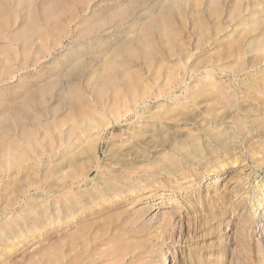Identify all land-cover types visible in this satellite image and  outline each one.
<instances>
[{
    "label": "rangeland",
    "instance_id": "rangeland-1",
    "mask_svg": "<svg viewBox=\"0 0 264 264\" xmlns=\"http://www.w3.org/2000/svg\"><path fill=\"white\" fill-rule=\"evenodd\" d=\"M0 264H264V0H0Z\"/></svg>",
    "mask_w": 264,
    "mask_h": 264
},
{
    "label": "bare ground",
    "instance_id": "bare-ground-1",
    "mask_svg": "<svg viewBox=\"0 0 264 264\" xmlns=\"http://www.w3.org/2000/svg\"><path fill=\"white\" fill-rule=\"evenodd\" d=\"M135 41V40H134ZM132 43H133V41H132ZM131 43V45H133ZM128 45V44H127ZM130 46V45H129ZM136 49V48H135ZM130 50V49H129ZM134 52H135V50H134ZM120 66V65H119ZM113 67V66H112ZM107 68V67H106ZM110 68V67H109ZM100 74V73H99ZM104 75V74H103ZM101 76V75H100ZM108 77V76H107ZM104 80H105V78H104ZM75 85V84H74ZM80 85V84H79ZM89 85V84H88ZM75 87L73 86H71L69 89V92H68V95H67V98L70 100V103L73 101V98L75 97L74 95H75V90H73Z\"/></svg>",
    "mask_w": 264,
    "mask_h": 264
}]
</instances>
